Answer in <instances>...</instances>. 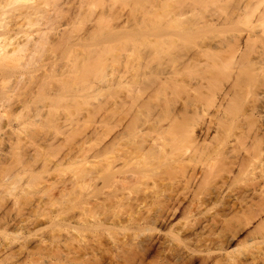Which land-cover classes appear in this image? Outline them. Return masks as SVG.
Listing matches in <instances>:
<instances>
[{
  "label": "rangeland",
  "instance_id": "374dc122",
  "mask_svg": "<svg viewBox=\"0 0 264 264\" xmlns=\"http://www.w3.org/2000/svg\"><path fill=\"white\" fill-rule=\"evenodd\" d=\"M33 5H35L34 0H0V22L11 23L15 19H18L17 30L1 38L0 45H13L27 40L28 38H36L38 33L44 28L48 16L55 17L60 30L64 28H69L71 30L72 41L75 45L73 47L69 45L64 51L57 50L53 47L54 40H51L46 46L45 51L37 55L35 62L29 65L27 69L21 68L18 71L19 73L15 75L10 74L0 77V160H2L3 157L5 158V156H8L7 160H9L11 156L13 157V155H11L12 153L21 152L22 158L20 159L24 161V165H19V163H17V168H19V174L22 178L21 181L11 186L12 188L14 187L11 194L4 193V191L0 194V213L8 206L10 215L15 219L20 218L18 225L14 226H7L5 225V220L1 221L0 241L3 242H1L2 244L0 245V264H15L14 257L9 255V253L5 254L6 249L4 245L12 241L16 235L22 234V230L24 229L21 230V226H39L43 229L44 226H55L53 223L51 224V222H57L60 226H66L65 232H63L64 236L74 239L76 243L79 239L77 226L81 224V219L79 218L81 213L80 210L84 208L85 205V202L82 200V198L85 199L83 196L88 194V190L91 191L92 188L96 186H100V189L102 188L101 194L98 196L99 200H101V198H103L102 200H104V198L107 199L114 191V187L112 186L106 185V187H102L101 174L95 181L87 180L85 183L87 186L82 185L80 182V186L82 185V187L85 186L87 188L86 194V188L84 189L83 187L80 190L78 189V191L73 190L71 182H69L71 178H74L73 174L78 171L76 169L79 167V161L84 157L83 153L90 150L91 154L93 149L103 145L107 146L110 142L111 132L115 129H120L121 120L122 125H124L130 119V115L123 113L121 105L120 111L114 110L115 99L111 97V95H105L108 91L107 89H102L103 79L99 77L93 79L92 83L96 90L94 96H87L84 97V99L80 98L87 102L85 106L77 110L73 104L70 108H75L74 111L73 109H71V111L69 108L67 113H65L66 111L64 110H60L61 113L56 121V125L51 127L46 125V121L48 120L46 116L47 109L49 108L48 101H31L29 104L27 103L32 95V91H36V87L42 85L44 81H49V79L46 78L47 71L53 69L54 72L58 74L66 63L72 62L75 58L79 57V53L88 51L96 52L101 56V66H103L104 72L103 78L112 76L116 69L121 67V62L126 55H130L129 63L132 67L134 66L137 69H140L142 64L146 66L145 61L150 60L147 65V71L150 69H179V71H181L179 85L166 86L160 89L148 103L142 101L144 92L141 89V105L135 108L131 113L133 117L132 129L125 140L110 149L111 152L107 157L111 159L114 153L118 155L122 154L124 151H129L133 153L134 160L138 166L147 164L152 156L142 155L144 152L140 151L139 142H141L144 133L148 131L147 127L153 120H157L162 127L158 135L160 139L159 143L166 152L170 153L167 160L168 163L185 160L190 153L194 152V149L189 148L186 152L184 149H187V145L182 143L179 133L176 135L174 134L173 128L182 123L192 124L194 129L193 134L196 138L198 137L197 142L199 146L202 149L210 148L209 150H215V152H212L210 156H205L204 159L203 157L199 158V161L194 160V163L193 161H191L190 164L186 163V167L188 165L190 171L188 170L185 172L181 169H176L168 173L165 171L162 175L163 179H165L163 183L166 186L169 184L167 187L173 185L170 188L171 190L173 189L172 191L167 189L170 193H178L180 195L178 196L182 197V200L187 199L183 202L185 206L189 204L188 201H191V198H194L193 194L195 193L198 195V197L196 196L197 200L199 197L204 200L207 198L204 205L208 208L203 205L204 208L201 209L200 207L201 211L205 209L204 211L209 212L207 214L211 216L213 213L214 216H218L220 214L218 212L222 214L225 213L223 216H225V220L227 221L226 223L224 221L223 223L225 224H222L224 226L229 225L233 228L237 226L234 230L237 231L238 228L237 232H239L237 238L236 236L232 237L233 235L231 234H234L233 230V233L229 231L230 234H228L229 232L227 230L219 232L223 240L227 241L228 239V243H230L229 241L231 240L229 251H234L238 245L244 244L245 242L246 245H241V248L238 249L241 250L242 257L243 254L248 255L247 252L249 251L251 253V251L258 252L257 249H259V251L264 250V227H260L264 226V223L261 222L264 221V216L260 215L262 216L260 217V211L256 212V206L259 207L260 205L255 203L256 206L254 208L256 210L254 211V209H252L251 211L249 210V212L248 210L246 212L243 210L241 211V206L238 204L236 205V203L239 202L236 199L244 198L242 194L247 197V191L250 190L247 189L249 187L248 185H251L254 181L255 184H257L256 180H258L261 172L264 171V153H259V147L264 146V60L260 53L251 50L242 56L239 55L238 58H236L237 56L233 58L229 54L222 53L201 54V56L197 58V61L202 62L201 64L196 65L197 62H193V65L186 68L184 65L185 52L183 50L174 48L170 46V44L157 45L148 49L147 45L142 40L143 38H139L134 42L136 37H140L145 32L156 30L157 16L160 11L159 6L156 4L143 3L140 6H136L131 3L124 5L121 3L102 2L92 6L83 0H64L57 4L49 3L42 5L39 14L34 16L31 20L17 18L15 16L20 10H25ZM17 9L20 10L17 11ZM103 12L108 15L111 14L112 16L110 20L112 32L120 33L124 31V34L127 32L135 34L133 40L125 43L122 42L123 44H117V47H114L111 53H109V51L104 53V51L107 45L108 47H113L115 44H105L103 39L98 40L100 38L98 35L96 36L97 38L99 37L97 39L98 41L94 40L93 37H89L90 27L95 17L97 15L99 17ZM248 25L246 21H242L238 25V28L247 29ZM232 34L233 32L226 33L225 37L229 38ZM51 36L54 37L55 33ZM12 47L13 46H10L9 49ZM0 65H2L1 59ZM222 69L226 71L222 72ZM5 70H10V68L5 67ZM225 75L228 79H224ZM139 86L140 85L134 84L131 89H136V87L139 88ZM3 92H9L10 99L8 101H5L1 95ZM121 92L120 96L116 99V101H119V104L123 101L126 91L122 90ZM211 96L215 97L214 99L217 100L216 102L219 101L220 103L221 100L223 104H225V108L221 107L222 113L209 104L212 99ZM86 108H89V110H85ZM72 112H75V114L73 113L72 115ZM68 123L71 124L72 127L69 126ZM66 124H68L69 127ZM56 127L59 131L56 130ZM152 134L153 133H151V135ZM225 137H227V142L224 144L225 146H222L223 144H221V141L225 139ZM178 141L180 144H178ZM218 151L224 152V154H222V156L218 155ZM9 155L11 156L9 157ZM240 160H242L244 164V167H242L243 170L240 167L241 171L239 170ZM207 164L211 166V170L206 167L202 168ZM193 167H195V171ZM202 169H207V171H209L206 179L205 172L207 171H202ZM202 174L204 175V179ZM190 176H192V178ZM35 177L39 178V182L32 184V180ZM201 179H203L204 182H200ZM230 179L232 182H229ZM253 179L255 180L251 182ZM144 181L145 179H143L142 176L139 177L134 188L132 187V192L139 191L142 187L140 184L144 183ZM187 181L190 182V185H185ZM223 181H227L228 183L225 182L224 184L222 183ZM99 183L101 185L98 186ZM63 188L67 189L61 197L59 196V192ZM176 188H178L177 191L175 190ZM181 189L182 191H179ZM188 189L189 191H187ZM198 189L201 193L199 191L197 193ZM245 189L246 191H244ZM81 190L83 191L80 196L79 191ZM183 191H187V195H185L186 193ZM213 192L216 193L213 195ZM220 194L224 195L220 196ZM229 195H231V198ZM256 195L258 196L253 197V201H257V203L260 201V203L263 204V198L259 197V192ZM189 196H191L190 199ZM213 196L214 198L218 197L220 200L218 199L216 201L212 199ZM196 197L194 199H196ZM88 198L89 197H87L86 201L87 205L89 201L93 202L92 198ZM209 198L215 202L210 201ZM250 198H252V196L247 197L246 200L250 201ZM197 200L196 203L198 202ZM245 204L246 203L242 205L243 209H245V207L247 208V206L244 207ZM87 205L85 206L86 208ZM89 206L91 208L92 204ZM192 209H194L192 210L193 214L190 215L188 213V217L194 215L197 211L195 208ZM32 210L35 212L31 213ZM96 210L99 212L102 211V209L99 208ZM111 210L113 211V208L108 210L106 214L112 213ZM98 211L97 213H99ZM123 211L119 213L122 217L121 222L127 225L126 221L128 218L126 219V217H128V213H123ZM103 212L104 211L101 213L103 214ZM254 212H256V214ZM198 213L196 212L197 215ZM102 214L95 213V219H100V221L102 219L104 220ZM196 214L194 218L190 217L191 220L197 217ZM177 215V218L175 217L176 219L173 218L175 223L173 222L174 226L172 224V228H169L170 226H159V228L157 227V229L153 230L151 233L145 232L144 229H130L127 230V232L125 231L126 233L122 232L123 234L121 233L120 236L123 237L122 235H124L125 237L126 235L127 239L135 245L134 247H138L139 249L145 238L149 235L151 238L153 236V242H157V240L158 242H155L156 244L153 243L155 246L153 245V247H151V254L149 253L150 255L147 257L148 260H145L144 257L145 263L159 264L158 261L160 257V264H164L166 262L165 256H171V254H169L170 251L168 252V249H165L169 244L165 243V240L167 241L168 239L170 229H177L178 224L179 226H184V223L190 220L187 216H183L182 213H177ZM254 215L258 216L254 217ZM90 217L87 219L89 220ZM23 218L30 221H25L23 223L21 220ZM179 218L180 220H178ZM92 221H94V218ZM177 221L180 223H177ZM120 224L121 223H119V226H124ZM222 224H220V226ZM257 227H259V229L254 230ZM42 229L39 230L38 234L41 235L42 232V234H44V231L47 229L48 232L52 231L51 227ZM159 229L161 230L159 231ZM120 236L118 237L121 238ZM218 237H216V239ZM189 239L191 240L188 242L187 238L186 242H188L190 246L186 245L185 242H174L175 244L173 243L172 246L174 248L176 247L175 249L178 247V250L181 248L179 252L185 253L184 256H187L182 263L190 264L193 262V264H201L203 253L201 254L199 250H202V248H200V245L196 242L194 235L189 237ZM193 240L196 243H194ZM159 242H161V245ZM48 243L51 242L49 241ZM176 243L179 245L177 244V246ZM33 245H36V243H32V246ZM156 247H159L157 249V254L159 253L157 255L158 257L155 252ZM194 247H197L198 250ZM189 248L194 249L195 252L193 250L190 252ZM158 250H160L161 253L160 251L158 252ZM182 250L185 251L182 252ZM163 251H166L167 255H165ZM186 253L188 255L191 253V257H188ZM161 254L165 256L162 255V257L160 256ZM139 256L140 253L138 257ZM38 258L40 257H35V264H45L43 260ZM139 258L137 261H135V259L134 263L131 261L130 263L143 264L144 262H139ZM156 258L158 259L157 262ZM170 258L167 260L170 261ZM199 258L201 262L198 261ZM189 259L192 262L189 261L187 263ZM62 264H80V262L75 255H70Z\"/></svg>",
  "mask_w": 264,
  "mask_h": 264
},
{
  "label": "bare ground",
  "instance_id": "6f19581e",
  "mask_svg": "<svg viewBox=\"0 0 264 264\" xmlns=\"http://www.w3.org/2000/svg\"><path fill=\"white\" fill-rule=\"evenodd\" d=\"M60 1L64 0H34L35 5L25 10L17 9V11L20 10V12L16 13L15 16L17 18H26L31 20L34 16H37L39 14V10L42 5L49 3L57 4ZM83 1L88 2L92 6H95L97 3L102 2L121 3L124 5L131 3L136 6H140L143 3L158 5L160 11L157 16L156 30L145 32L140 37H136L134 42H136L139 38H143L142 40L147 45L148 49L153 48V46L157 45L170 44V46L174 48L183 50L185 52L184 65L186 68L193 65V62H197L196 65L201 64L202 62L197 61V58L200 57L201 54L209 53L229 54L233 58L236 56V58H238L239 55L242 56L252 50L259 52L264 60V20L261 19L260 12H255V14H253L255 4L259 3V0ZM111 18V14L108 15L103 12L99 17L98 15L95 17L93 24L90 27V38L93 37L94 40H97L99 37L97 38L96 36L98 35L100 36L98 40L103 39L105 44H115V46L112 45L113 47H108L107 45L104 53H106V51H109V53H111V50H113L114 47H117V44H123L135 38V34L131 32H127L125 34L124 31L120 33L112 32V28L110 26ZM17 20L18 19H15L11 23L0 22V39L17 30ZM242 21H246L249 24L247 29L238 28V25ZM229 32H233V34L229 38H226L225 34ZM53 33H55L54 37L51 36ZM71 33L72 32L69 28L60 30L58 24L56 23L55 17L48 16L47 20L45 21L44 28L38 33V36L36 38H28L27 40L15 43L13 45H0V59L2 62V65H0V77L10 74L15 75L19 73L18 71L21 68L27 69L29 65H32L35 62L36 56L42 54L45 51L46 46L51 42V40H54L53 47L57 50L64 51V49H66L69 45L73 47L75 44H73ZM10 46L13 47L9 49ZM129 57L130 55H126L124 60H122L121 62V67L116 69L112 76H110L109 78H103L104 72L103 66H101V56L93 51L81 52L79 53V57L75 58L72 62L66 63L60 73L56 74L53 69L47 71L46 78H48L49 81H44L42 85L36 87V91H32V95L27 103L29 104L31 101H48L49 108L47 109L46 114V116L48 117L46 125L51 127L56 125V121L61 113L60 110H64L66 111L65 113H67V110H69V108L73 106V104L75 105L77 110H80L81 107L87 104V102L83 99L87 96H94L96 90L92 81L94 78L99 77L103 79L102 89H107L108 91V93L105 95H111V97L115 99L114 110L120 111L121 105L123 113H125L126 115H130V119L124 125H122L121 120L120 129H115L111 132L112 135L107 146L103 145L101 147H97L92 150L91 154L90 150L83 153L84 157L81 161H79V167H77L76 169L78 171L73 174L74 178H71V180H69V182H71L72 189L78 191V189L80 190L83 187L84 189L86 188L85 186H87V184L85 185V183L87 182V180L95 181V179L98 178V176L101 174L100 178L102 179V187H106V185L114 187L113 193H110L111 195L107 199L104 198V200H102L103 198H101L102 201L98 198V196L101 194L102 189L99 188V185H101L100 183L98 184L99 187L96 186L92 188L91 191L88 190V194L83 196L85 197V199L82 198V200L85 202V205L84 208H80V216L82 218L79 216V218L81 219V224L80 226H77V230L79 233V239L76 241L77 244L75 243L74 239L64 236L63 232H65L66 226H60L59 224H57V222H51V224L53 223L55 226H44L43 229L51 227L52 231L48 232L47 229L45 230L47 232L44 231V234H42V232L41 235L38 234L39 230L42 229L39 226H21V230L24 229L22 230V234H18L12 241L8 243L5 242L6 244L4 243V248L6 249L5 254L9 253V255L14 257L15 264H35L36 256H39L40 258L38 259L43 260V262H47V264H54V262H56V264H62L63 261L70 255H75L80 264H132L134 263V260L136 259L135 261H137L139 257H141L139 258V262L145 263V260L151 254L150 251L151 247H153L154 245L153 243L156 242H153L152 238L154 237L151 235V238L149 235L147 238H145V240L143 239L144 242L139 249L138 247H134L135 245L127 239L126 235L125 237L124 235H122L123 237H121L120 235L122 232H127V230L130 229H144L145 232L151 233L153 230L157 229V227L159 228V226H170L169 228H172V224L174 222L173 218H177V213H182L183 216L188 217V213L190 215L193 214L192 210L194 209L192 208H195V210L197 209V213L201 211L200 207L201 209L204 208L203 205L205 204L207 198L204 200L203 198L199 197V199L197 200L198 195L194 193L195 195L193 194V196L194 198L197 196L196 199L191 198L190 201L189 199L192 195L189 196V204L187 203L188 205L185 206V203L183 202L187 199L182 200V197H179L180 195L176 192V194H173V192L170 193L169 190H171L170 188L173 185L167 187L169 186V184L166 186L163 183L165 179H163L162 177L165 171L166 173H168L170 171L173 172L176 169H181L182 171L184 170L186 172L189 170V166L187 165L186 167V163L190 164L191 161H193L194 163V160L199 161V158L203 157L204 159L205 156H210L212 152H215V150H209L210 148L202 149L199 146V143L197 142L198 137L196 138L193 134L194 129L192 124L182 123L173 128L174 134L176 135L177 133H179V137L182 140V143H185L187 145V149L184 150H186L187 152L189 148L194 149V152L190 153L185 160L168 163L167 160L170 153L166 152L159 143L160 139L158 135L162 127L159 125V121L157 120H153V122L147 127L148 131L144 133L141 142H139L140 151L144 152L142 155L152 156L151 160L148 161L147 164L138 166L134 160L135 158L133 156V153H130L129 151H124L122 154L118 155H115L114 153L111 159L107 157L110 154V149H112L113 146L119 145L121 141L125 140L128 137L133 123V117L131 113L135 110V108L141 105V89L144 92L142 101L144 103H148L160 89H163L166 86L180 84L181 71H179V69H150L149 71H147V65L149 64L150 60L145 61L146 66L142 64L141 68L137 69L134 66L132 67L129 63ZM5 67L10 68V70H5ZM134 84L140 85L139 88L136 87V89H131L132 85ZM122 90L126 91V93H124L125 97L123 101L119 104V101H116V99L120 96ZM1 95L3 96L5 101H8L10 99L9 92H3ZM80 98L83 99L81 100ZM211 98L212 99L210 100L209 104L217 108L218 111L222 113L221 107L225 108V104H223V101L220 100L219 103V101L216 102L217 100L214 99V96H211ZM71 109H73L74 111L75 108H70V110ZM85 110H89V108H86ZM73 113L75 114V112H72V115ZM68 124L66 125L68 126ZM69 126H71V124H69ZM188 129H191V136L190 138H185L183 135H181V130L187 131ZM56 130L59 131L57 127ZM151 133L153 134L151 135ZM226 138L227 137H225V139L221 141V144H223L222 146H225L224 144H226L227 142ZM178 144H180L179 141ZM259 153H264V146L259 147ZM222 154H224V152L222 153L221 151H218V155L222 156ZM11 155H13V157ZM11 155H9V157L11 156V159L9 158V160H7L8 156L2 158V160H5H0V189H2L0 190V194H2V191H4V193L11 194V191L14 189V187L12 188L11 186L15 185V183L17 184V182L21 181L22 179L19 174V168H17V163H19V165H24V161L20 159L22 158V154L21 152H14V154L12 153ZM240 162V165H238L239 170L241 171L242 167H244V164L242 160H240ZM195 167H193L194 171ZM205 167L211 170V166H209V164L205 165L202 168ZM207 169H202V171H207ZM205 173L206 179L208 177L207 174L209 173V171ZM141 176L143 179H145L144 183L140 184L142 186L141 189L139 191L136 190L137 192H132V187L134 188V186L136 185L135 183L138 182V179ZM202 176L204 179L203 174ZM190 177L192 178V176ZM203 179H201L200 182H204ZM255 179L251 180V182ZM230 181L231 179L229 180V182ZM256 181L257 184H255L254 181V183L252 182L251 184H254L253 186H247V189L250 190L247 191L248 194H245L248 195H246L247 197L252 196V198H250V201H247V197H245V195L243 194L242 196H244L245 199L242 197V199H234L239 201L236 203V205L238 204L241 206V211L243 210L246 212L248 210L249 212V210L251 211L252 209H254L255 211L257 209L256 212L260 211V214L257 213L260 216L261 209L264 208V203L261 204L260 201H258V203L257 201L254 202L253 197L258 196L256 194H258L259 192V197L263 198L262 201L264 202V171L261 172V175ZM38 182L39 178H33L32 184H36ZM80 182L85 186H80ZM188 182L189 181H187V183L185 182V185H190V182ZM225 182L223 181L222 183L225 184ZM178 188H176L175 190L177 191ZM66 189L67 188L61 189V191L59 192V196L62 197ZM82 191L83 190L79 191L80 196ZM86 191L87 188L85 189V194ZM179 191H182V189ZM187 191H189V189ZM187 191L183 192L186 193ZM198 191L200 192L199 189L197 190V193ZM244 191H246V189ZM214 193L216 192H213V195ZM185 195H187V193ZM221 195L222 194H220V196ZM229 196L231 198V195ZM87 197L93 199V202L91 201L92 203L89 201L90 204H92L91 208L89 206V202L88 205L86 204ZM215 198L213 196L212 199L216 201L219 199L218 197ZM212 199L210 201H212ZM196 200L198 201L197 203ZM244 203H246L244 207L247 206V208L245 207V209H243L242 207ZM255 203L260 206H256ZM86 205L87 208L85 207ZM255 206L256 209L254 208ZM205 207L208 208L207 206ZM98 208L104 211L103 214L101 213L102 211L99 212L98 210H96ZM112 208V213L110 212L106 214V212ZM204 210L205 209L199 212L198 215L195 212L197 217L194 220H191V218H194L195 214L192 216L189 215L191 218L188 217V219L190 220L186 221V223H184L185 225L182 222L184 226H179L178 224L177 229H170L168 239L166 238L167 241L165 240V243L169 244L165 249H168V252L170 251L169 254H171V256H165L167 255L166 251H163L165 255L161 254L160 256H165L166 262L164 264H180L184 259L187 258V256H184L185 253L183 254L179 252V250L181 251L180 246L183 243L179 246V250L178 247L177 249H175L176 247L174 248L172 245L174 242H185L186 245H189L188 242L189 240H191L189 239V237H191L192 235L195 236L196 242L200 245V248H202V250H199V252L201 251V254L203 253V256L201 255L202 262L200 261V258L198 260L201 262V264H264V250L259 251V249H257L258 252L251 251V253L249 251L247 252L248 255L243 254L242 257L241 250L238 249L241 248V245H246V242L244 244L238 245V247H236L234 251H229L231 240L229 241L230 243L227 242L228 239L227 241L223 240V238L221 237L222 235H220L219 232H221L222 230H227L228 232L230 231L233 233L234 231V234L231 235H233L232 237L236 236L237 238V235L239 234V232H237L238 228L237 231L234 230V228L236 229L237 226L233 228L229 225H223L227 221L225 220V216H223L225 213L222 214L221 212H218L220 213L219 215L217 213L218 216H214L213 213V215L211 216L210 214H207L209 212ZM97 211L103 215L104 220L102 219L100 221V219H95V213L99 214L97 213ZM120 211L121 213L122 211L123 213H128V217H126V219L128 218V220L126 221L127 225L125 224L126 226L123 224V222H121L122 217L121 214H119ZM34 212V210L31 211V213ZM256 212L254 213L256 214ZM90 216L94 218V221H92L93 218H91ZM257 216L254 215V217ZM88 217H90L89 220L91 221L87 219ZM19 219H15L10 215L8 206H6V208L0 213V225H2L1 221L3 220L6 221L5 225L7 226L18 225ZM21 220L23 221V223L25 221H30L25 220L24 218ZM178 220H180V218ZM224 221L225 223H223ZM178 222L179 221H177V223ZM119 223H121L120 225L124 226H119ZM220 224L222 225L220 226ZM258 229L259 227L255 228L254 230ZM160 230L161 229H159V231ZM230 232L228 234H230ZM118 236H120L121 238H119ZM216 237L218 238L216 239ZM187 238L188 242H186ZM49 241L51 243H48ZM1 242L3 241H0V245L2 244ZM32 243H36V245H33V247ZM159 244L161 245V242H159ZM177 244L178 243H176V245ZM158 248L156 247V256L159 254H157ZM185 250H182V252ZM192 250L194 251V249H190V252ZM196 250H198V248ZM159 251L160 250H158V252ZM139 253L140 256L138 257ZM190 254L191 253H189V255L187 254L188 257H191ZM169 258L170 261L167 260ZM160 260V257L159 261L156 258V262L158 261L159 264ZM130 261L132 263H130ZM189 261L190 259L187 261V263ZM145 264L149 263L146 262ZM190 264H193V262Z\"/></svg>",
  "mask_w": 264,
  "mask_h": 264
},
{
  "label": "clouds",
  "instance_id": "9594fccd",
  "mask_svg": "<svg viewBox=\"0 0 264 264\" xmlns=\"http://www.w3.org/2000/svg\"><path fill=\"white\" fill-rule=\"evenodd\" d=\"M255 12H260L261 19L264 20V0H259V3L255 4V7L253 9V14H255ZM224 71L226 70L222 69V72ZM224 79H228V77L225 75ZM181 135H183L185 138H190L191 129H188L187 131L181 130ZM261 215L264 216V208L261 209ZM262 223H264V221H262ZM45 264H47V262H45ZM54 264H56V262H54Z\"/></svg>",
  "mask_w": 264,
  "mask_h": 264
}]
</instances>
